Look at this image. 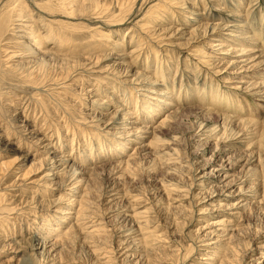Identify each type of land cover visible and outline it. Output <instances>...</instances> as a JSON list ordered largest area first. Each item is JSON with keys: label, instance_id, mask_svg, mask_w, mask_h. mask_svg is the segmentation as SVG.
I'll list each match as a JSON object with an SVG mask.
<instances>
[{"label": "rangeland", "instance_id": "obj_1", "mask_svg": "<svg viewBox=\"0 0 264 264\" xmlns=\"http://www.w3.org/2000/svg\"><path fill=\"white\" fill-rule=\"evenodd\" d=\"M251 46L264 51V0H0V131H15L0 147L29 151L25 169L44 163L15 205L53 215L68 206L47 204L74 194L85 214L43 252L38 219L11 211L7 239L22 235L0 239V264H264V56L245 66L235 52ZM145 74L165 94L140 90ZM235 77L250 88L231 89ZM150 96L162 101L138 116L143 139L117 153L109 118Z\"/></svg>", "mask_w": 264, "mask_h": 264}, {"label": "bare ground", "instance_id": "obj_2", "mask_svg": "<svg viewBox=\"0 0 264 264\" xmlns=\"http://www.w3.org/2000/svg\"><path fill=\"white\" fill-rule=\"evenodd\" d=\"M81 4V3H80ZM89 7V6H88ZM80 8V7H79ZM74 9V11L75 12H78V10L76 9V8H73ZM85 9V8H84ZM81 10V9H80ZM85 11V10H84ZM70 14V13H69ZM110 32H107L106 31V34L105 35H108ZM46 38V37H45ZM45 38L44 37H41V40L43 41V40H45ZM53 39H55V41L58 39L59 41V44L60 43H63V40L61 39V37H57V39L56 38H53ZM253 39V38H252ZM244 41V40H243ZM220 42V41H219ZM41 43H43V42H41ZM115 43V46H121V42H119V41H116V42H114ZM40 44V43H39ZM220 44V43H219ZM221 45V44H220ZM59 47V46H58ZM242 47V46H241ZM241 51V52H240ZM45 52V51H44ZM235 52H240V53H238V56L237 57H240L239 58V61H237V62H239V63H243V64H245V66L246 65H248L249 63H254V62H256L257 60H258V58H260L261 57V59H262V57L264 56V51L262 50V49H259V48H257V46H251V48L250 49H244V48H241V49H236L235 50ZM206 53V52H205ZM204 53V54H205ZM53 54V53H52ZM57 56V55H56ZM120 56V55H119ZM122 56V55H121ZM60 58V57H59ZM63 58V57H62ZM68 57H65V58H63L64 60L65 59H67ZM238 59V58H237ZM263 60V59H262ZM155 62V61H154ZM236 62V61H235ZM260 62H262V61H258V63L257 64H260ZM234 64V63H233ZM235 65H236V63H235ZM243 66V65H242ZM252 66H254V65H252ZM13 67V66H12ZM241 67V66H240ZM15 70L16 69H18V66H16V65H14V67H13ZM23 68V67H22ZM241 68H243V67H241ZM22 70V69H21ZM163 70H165V69H161V70H159V73L160 72H163ZM23 71V70H22ZM22 71H20V72H22ZM28 72H29V70H27ZM26 71V72H27ZM73 71V70H72ZM72 71H70V73L72 72ZM25 72V71H24ZM23 72V73H24ZM25 72V74H24V76H28L29 78H30V73H26ZM33 72V71H32ZM233 72H234V70H233ZM237 72V71H236ZM34 73V72H33ZM165 73V72H164ZM36 74V73H35ZM35 74H33V75H35ZM40 74V73H39ZM69 74V73H68ZM163 74V73H162ZM236 74V73H235ZM241 74V73H240ZM32 75V77H34ZM164 75V74H163ZM253 75V74H252ZM66 77V76H65ZM70 77V76H69ZM142 78H144L143 80H146L147 82H145V85H141L142 86V88H140V90H144V91H146V92H151V93H154L155 95L156 94H165L164 92H162V90L159 88H157V87H155L154 85L156 84V83H158V81L156 80L155 81V79L154 80H152L151 79V77H149L148 75H146L145 74V76L144 75H142L141 76ZM141 78V79H142ZM156 78V77H155ZM159 78H160V76H159ZM246 79V78H245ZM261 79H264V78H261ZM32 80H34L33 78H32ZM31 80V81H32ZM43 80V79H42ZM30 81V80H29ZM229 82H231L232 84H234L235 86H233V87H231V89L232 88H243L244 86H246L247 88H250V84H249V81H244V79L243 78H240V79H238V78H231L230 79V81ZM159 83L160 84H162V82H160L159 81ZM143 84V83H142ZM257 84V83H256ZM162 85H165L166 86V82H164ZM244 85V86H243ZM260 86V87H259ZM143 87H145V88H143ZM182 87V86H181ZM259 88V90H257L258 88ZM263 87V88H262ZM188 88V87H187ZM190 88V87H189ZM257 91L255 92L256 94H260V96H261V99L262 100H264V80L263 81H259V85H255V87H254ZM138 89V88H137ZM139 90V89H138ZM132 91V90H131ZM183 91V90H182ZM181 91V92H182ZM184 91H185V89H184ZM189 91V90H188ZM180 92V91H179ZM190 92H192V91H190ZM234 92V91H233ZM131 93V92H130ZM129 93V94H130ZM168 93V92H167ZM177 93V92H176ZM184 93V92H183ZM223 93H225V92H223ZM198 94V93H197ZM196 94V95H197ZM200 94V93H199ZM132 95H134V94H132ZM132 95L130 94V96L132 97ZM170 95H172V94H170ZM194 95V94H193ZM220 95H222L221 93L218 95V96H220ZM145 96V95H144ZM198 96H200V95H198ZM150 99H153V100H156L155 102H151V101H148L147 99V101L145 100V102H144V104L142 105H139L138 106V108L139 109H141L142 107V109L141 110H139V114L137 115H134L135 114V112L136 111H132L131 112V110H130V108H129V106H124L123 108H122V110L120 111V113H119V115H117V116H115V115H113L112 117L113 118H109V121H111V122H109L108 124H110V125H115V124H117V125H115L116 126V131L113 133V134H111L112 136H113V140H118L117 141V144H121L120 146H116L115 144H114V147L113 148H115L114 150H116L117 151V153H122V152H126L125 151V149L126 148H129V147H127L129 144H133V143H136L138 140H141V139H143V135H144V133L145 132H147V128H148V126L146 127L145 125H141V123L139 122L140 120H138L139 119V117L138 116H145V112H150V111H152V109L154 108V107H156V105L158 104V103H160L161 101H162V98H158V99H156L155 97H152V96H150L149 97ZM172 98V97H171ZM184 98V97H183ZM128 99V98H127ZM133 99H134V97H133ZM175 99V98H174ZM178 99V98H177ZM231 99H233V96H229V98L227 99V101L228 102H230V103H232V101L233 100H231ZM98 100V99H97ZM96 99L94 100V101H97ZM131 99L129 98V100H127V102H126V104L128 105V104H132V100L130 101ZM135 100V99H134ZM133 100V101H134ZM152 100V101H153ZM124 101V100H123ZM122 102V101H121ZM264 102V101H263ZM123 103V102H122ZM134 103H135V101H134ZM166 103V102H165ZM225 103V102H224ZM112 103H110V101L109 100H105V101H102V106H103V109L104 108H107V107H109L110 105H111ZM125 104V103H124ZM137 104V103H136ZM167 104V103H166ZM159 105V104H158ZM130 106H132V105H130ZM159 107V106H158ZM160 112H162V110L160 109V111H159V113ZM108 113V112H107ZM142 113H143V115H142ZM103 114V113H102ZM106 114V113H105ZM109 114V113H108ZM116 114V113H115ZM118 114V113H117ZM101 115V114H100ZM103 119H105V118H103ZM134 119V120H133ZM149 119H153V116H151V118H149ZM106 120V119H105ZM112 120H113V122H112ZM101 121V120H100ZM163 121V120H162ZM108 122V121H107ZM139 122V123H138ZM26 123V122H25ZM107 124V125H108ZM118 126V127H117ZM11 127V126H10ZM33 129H34V127H33ZM78 130H79V128H78ZM13 132V133H12ZM14 133H15V131H12V130H10V131H0V140H3V139H6V140H9L11 137H12V134L14 135ZM37 133V132H36ZM102 134V133H101ZM108 134H110V133H108ZM35 136V135H34ZM103 136V135H102ZM36 138V137H35ZM119 139H121V140H119ZM33 140V139H32ZM27 141V140H26ZM3 141H0V143H2ZM5 142V141H4ZM35 142V141H34ZM26 143V142H25ZM14 145V146H13ZM19 144L18 143H13V142H9V145L5 148V147H0V239L2 240V241H11V242H13V241H16V240H18V236L20 235H22V233H17V236L16 237H14V238H12V239H7V235L8 234H10V232H11V230L13 231V224H16V221L18 220V223L20 224V225H22V222H24V219L26 218H24V213H27L29 216H33L34 218L33 219H38L37 221L35 220H33L32 222L35 224V227H34V231H33V235H32V239H33V241L35 242V244H33L32 245V247H34V248H42L43 250V252L44 251H47V249L48 248H50L49 249V251L51 250V249H54V250H56V248L57 247H59L61 244H63L62 243V241H64V240H66L65 238H67L68 237V235H69V233L71 232V230L69 229V231H66V232H64L63 233V231H62V229L61 230H59L60 229V227H61V225L66 221V218L68 217L67 215H72L73 217H70V218H75L76 219V221L77 222H79L81 219H82V217L85 215L84 214V206H83V202H84V198L83 199H77L76 197V195H74V194H71L70 195V197H67V198H65V197H63L62 198V196H60L59 198H57V199H54V200H52V201H48L47 200V202H49L50 204L48 205L47 204V208H50V207H55L56 205H60V204H65V206H68V208L66 207V208H63V206L62 207H60V206H57L58 208L55 210V214H61V215H63V216H58V215H56V216H54L55 214H47L46 212H44V208H45V206L44 205H40V206H35L34 205V207H30L29 206V204L28 205H26V206H28V208H25V212L23 213V211L21 212V213H19V211H21L22 209H23V207L22 208H20L21 207V205H23L24 204V202H21L20 204H16L15 205V203L19 200V199H17V195L15 194V193H13L12 191H14V189L15 188H20V187H22V186H25V185H27L26 183H27V181H29V180H31L32 179V177L34 176V173H36V172H38V170H40L42 167H43V165H44V163H43V161H41L42 160V158H39V159H34L33 158V160L31 161V163H30V165H29V167L27 168V169H25L24 168V164H25V162L27 161V157H28V155L30 154L31 155V153L28 151V152H23L22 151V153H20L19 155H15V157H13L12 155L13 154H16L15 153V148H16V146L17 147H19L18 146ZM72 145V144H71ZM98 145V144H97ZM105 145H106V143L105 144H103V142L98 146L99 148L98 149H100L99 150V154L98 155H100V154H102L104 151H106V149H105ZM23 146H25V145H23ZM66 146V145H65ZM48 147V146H47ZM118 147V148H117ZM125 148V149H124ZM89 149V148H88ZM97 149V148H96ZM90 150V149H89ZM91 150H92V148H91ZM93 150H94V148H93ZM127 150V149H126ZM95 151V150H94ZM97 151V150H96ZM119 151V152H118ZM49 152H50V150H49ZM48 155H49V153H48ZM50 155H52V154H50ZM49 155V156H50ZM103 155V154H102ZM12 156V157H11ZM54 156V155H53ZM56 157H57V155H55ZM73 156V158H74V155H72ZM72 156H70V155H63V156H60V159H58V160H56V163H60L59 165H57L56 166V168H62V167H64V165H66V163H68L71 159H72ZM91 156H92V154H91ZM89 157L90 159H92V157ZM101 156V155H100ZM94 157V156H93ZM98 158V157H97ZM50 160H52V158H49V161ZM55 162V161H54ZM53 162V163H54ZM25 166H26V164H25ZM60 170H62V169H60ZM60 170H58V171H55V172H53L52 173V171H51V173L52 174H50V176H58V174H59V172H60ZM64 170V169H63ZM74 175V174H73ZM17 178V179H13V178ZM75 177V176H74ZM73 177V179H75ZM72 178V177H71ZM13 179V180H12ZM12 180V181H11ZM80 182H81V180L79 181V180H77L76 179V181H74V180H72V182L69 184V185H76V186H74L73 188L74 189H81V184H80ZM32 183V182H31ZM33 183H35V180L33 181ZM32 183V184H33ZM30 188V187H29ZM82 190V189H81ZM74 197V198H73ZM10 200H12V202L11 203H9L10 202ZM18 203V202H17ZM41 203V202H40ZM45 203H46V201H45ZM13 204H14V206H13ZM35 204V203H34ZM67 204V205H66ZM46 205V204H45ZM77 205H79V208H77L76 209V207H77ZM46 208V209H47ZM17 209V211H18V213L19 214H17L15 217H14V220H16V221H14L15 223H12V225L10 226V225H8V222L7 223H5V221H6V219H7V217L8 216H6V215H9L10 214V212L11 211H15ZM16 211V212H17ZM42 211V212H41ZM5 212V213H4ZM41 212V213H40ZM7 213V214H6ZM84 214V215H83ZM11 216V215H10ZM22 216V218H23V221H22V219L20 218ZM55 217L56 218V222L54 223V224H52L51 226H49L48 225V223L51 221V217ZM67 216V217H66ZM42 217H44V218H42ZM54 218V219H55ZM85 218V217H84ZM21 219V220H20ZM50 219V220H49ZM39 220H44L43 221V223L41 222L40 223V221ZM71 220V219H70ZM17 223V224H18ZM30 224V223H29ZM42 224V225H41ZM66 224V223H65ZM45 225H48L49 227H47V228H44V226ZM55 225V228L53 227ZM57 226H59V227H57ZM64 227V226H63ZM59 230V231H58ZM2 231H4V232H7V233H5V234H1V232ZM21 239V238H20ZM19 239V241H21ZM17 242V241H16Z\"/></svg>", "mask_w": 264, "mask_h": 264}]
</instances>
